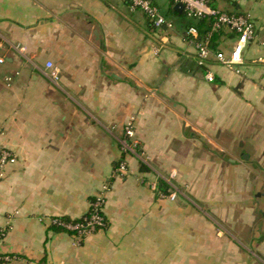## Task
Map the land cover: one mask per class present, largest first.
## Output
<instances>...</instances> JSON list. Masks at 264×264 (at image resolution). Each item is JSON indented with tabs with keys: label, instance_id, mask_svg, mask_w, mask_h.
I'll list each match as a JSON object with an SVG mask.
<instances>
[{
	"label": "crops",
	"instance_id": "0c3cea01",
	"mask_svg": "<svg viewBox=\"0 0 264 264\" xmlns=\"http://www.w3.org/2000/svg\"><path fill=\"white\" fill-rule=\"evenodd\" d=\"M215 4L253 17L242 74L200 66L183 15L156 32L129 0H0V255L15 256L1 264H264V0ZM133 114L150 166L120 151ZM120 160L107 227L74 243L50 219L86 214ZM171 171L174 201L150 187Z\"/></svg>",
	"mask_w": 264,
	"mask_h": 264
},
{
	"label": "built area",
	"instance_id": "2783aa9c",
	"mask_svg": "<svg viewBox=\"0 0 264 264\" xmlns=\"http://www.w3.org/2000/svg\"><path fill=\"white\" fill-rule=\"evenodd\" d=\"M173 5L180 2L183 5L182 13L187 19L195 22L199 20H208L209 27L205 31H200L195 24L186 27L184 32L185 39L190 42L197 55V61L200 66H207L210 58L233 70L236 74H242V66L244 64V50L248 43L257 38L256 28L253 17L250 13L245 12H229L213 7L211 0H170ZM132 9H139L146 18L151 22L156 32H166L174 28V23L167 19L160 11L154 0H129ZM223 31L236 35L235 42L228 52L221 49H213L211 46V38L215 33ZM262 45L264 43L262 42ZM21 51L24 48L21 47ZM259 62H264V56L257 58ZM4 60L0 57V63ZM45 74L50 81L58 83L61 77V68L56 66L52 61H46L44 65ZM205 79L212 81L214 74L211 70L205 71ZM11 77L6 78L9 84ZM135 119L136 116L131 115L122 128V136L119 139L120 151L122 153H131L141 159L146 166L148 164L147 157L143 158V153L138 149V142L135 140ZM12 158V152L7 148L0 146V178L5 174V166L8 160ZM126 160L118 161L113 168L110 177L102 184L100 191L89 201V208L86 214L78 219L68 220L63 217L55 216L50 219L52 226L69 232L74 238V243L80 241L88 234L107 227V219L104 214V205L106 202V192L110 189V180L114 177H122L127 172ZM174 172L163 175L156 173V178L150 183L152 190H157L159 182H164L165 193L159 194L166 196L170 201H174L178 197V190L172 183ZM11 220L8 219L6 226L0 227V239L6 234L10 228ZM15 258L14 255H0V264L8 263Z\"/></svg>",
	"mask_w": 264,
	"mask_h": 264
},
{
	"label": "trees",
	"instance_id": "16d2710c",
	"mask_svg": "<svg viewBox=\"0 0 264 264\" xmlns=\"http://www.w3.org/2000/svg\"><path fill=\"white\" fill-rule=\"evenodd\" d=\"M217 0H211L210 1V3H211V5L213 6V7H216L215 5V2H216ZM156 3V2H155ZM172 4V3H171ZM172 13H174L175 15H183V13H181V14H178L177 12H175L173 9H172ZM195 25L198 27V29L200 30V31H202V27H205V26H207L203 31H205L208 27H209V21L208 20H206V19H204V20H199V21H197V22H195ZM221 37V33H215L213 36H212V38H211V46H212V48L213 49H217V47H218V45H219V38ZM144 166V165H143ZM142 167V166H141ZM161 189L162 190H165V184H164V182H162L161 181ZM166 191V190H165Z\"/></svg>",
	"mask_w": 264,
	"mask_h": 264
},
{
	"label": "rangeland",
	"instance_id": "374dc122",
	"mask_svg": "<svg viewBox=\"0 0 264 264\" xmlns=\"http://www.w3.org/2000/svg\"><path fill=\"white\" fill-rule=\"evenodd\" d=\"M155 2H156V4L158 5V7H159V9H160V11L162 12V14L167 18V19H173V20H176V21H178V20H182L183 19V16H184V14H183V16H179V15H174L173 13H172V6H173V3L170 1V0H155ZM170 2L172 3L171 5H170ZM169 9H170V11H169ZM188 20H190V19H188ZM191 21V20H190ZM190 21H187L188 22V24H191V22Z\"/></svg>",
	"mask_w": 264,
	"mask_h": 264
},
{
	"label": "water",
	"instance_id": "95a60500",
	"mask_svg": "<svg viewBox=\"0 0 264 264\" xmlns=\"http://www.w3.org/2000/svg\"><path fill=\"white\" fill-rule=\"evenodd\" d=\"M173 10H174L175 12L181 14V13H182V10H183V5H182V3L178 2V3L174 4V6H173Z\"/></svg>",
	"mask_w": 264,
	"mask_h": 264
}]
</instances>
